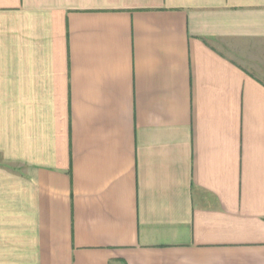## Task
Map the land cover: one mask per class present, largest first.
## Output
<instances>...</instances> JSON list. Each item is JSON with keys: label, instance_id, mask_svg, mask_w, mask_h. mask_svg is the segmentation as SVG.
Segmentation results:
<instances>
[{"label": "crops", "instance_id": "1", "mask_svg": "<svg viewBox=\"0 0 264 264\" xmlns=\"http://www.w3.org/2000/svg\"><path fill=\"white\" fill-rule=\"evenodd\" d=\"M264 0H0V264H264Z\"/></svg>", "mask_w": 264, "mask_h": 264}, {"label": "rangeland", "instance_id": "2", "mask_svg": "<svg viewBox=\"0 0 264 264\" xmlns=\"http://www.w3.org/2000/svg\"><path fill=\"white\" fill-rule=\"evenodd\" d=\"M257 71L260 73V75L264 78V70L257 69Z\"/></svg>", "mask_w": 264, "mask_h": 264}]
</instances>
